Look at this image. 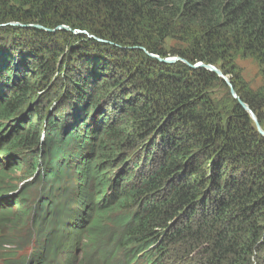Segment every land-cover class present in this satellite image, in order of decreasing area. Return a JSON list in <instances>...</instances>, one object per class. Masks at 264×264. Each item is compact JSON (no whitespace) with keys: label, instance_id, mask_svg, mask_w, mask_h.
<instances>
[{"label":"trees","instance_id":"trees-1","mask_svg":"<svg viewBox=\"0 0 264 264\" xmlns=\"http://www.w3.org/2000/svg\"><path fill=\"white\" fill-rule=\"evenodd\" d=\"M0 35V264H264V137L152 57L264 130V0H0Z\"/></svg>","mask_w":264,"mask_h":264},{"label":"water","instance_id":"water-1","mask_svg":"<svg viewBox=\"0 0 264 264\" xmlns=\"http://www.w3.org/2000/svg\"><path fill=\"white\" fill-rule=\"evenodd\" d=\"M10 26H13V27H20V28H37V29H43V30H46L44 29L43 27L39 26V25H21L19 23H11L9 24ZM5 26V25H3ZM60 29H64L66 31H71V29L69 27H66V26H63L61 27ZM49 31V30H48ZM75 34H78V35H88L87 32L85 31H80V30H75L73 31ZM90 38H95L94 36H91L89 35ZM97 39V38H96ZM98 41L102 42V40L100 39H97ZM104 42V41H103ZM152 56V55H150ZM156 59H158L159 61L161 62H164V63H168V64H173V63H176L178 61H181L183 63H185L186 65L190 66V67H193V68H205L206 70L210 71V72H214L218 75V77H220L223 82H225L227 84V86L229 87V90H230V94L231 96L237 100L239 102V104L249 113V115L251 116L252 120L256 123V126H257V129L259 131V133L264 137V130L261 128L259 122H258V119H257V116L255 115V113L250 109V107L245 104L238 96V94L236 93L232 83H231V80L229 77L225 76L218 68H216L215 66H212V65H204L202 63H199L195 66H191L187 61L185 60H182L180 59L179 57H169V58H166V59H161L159 57H156V56H152Z\"/></svg>","mask_w":264,"mask_h":264},{"label":"rangeland","instance_id":"rangeland-1","mask_svg":"<svg viewBox=\"0 0 264 264\" xmlns=\"http://www.w3.org/2000/svg\"><path fill=\"white\" fill-rule=\"evenodd\" d=\"M238 64H239L240 68L242 69L243 76H244L246 82L249 83L251 85V87L257 88L261 83V77L259 75V69H258V66L256 65V63H254L251 59H245V60H239ZM49 90L50 89H48L44 94L43 93H40V94H43L44 98H46L45 94H47L49 92ZM223 96H224L223 89L218 87L217 88V98L219 99V98H222ZM38 102H39V99H38ZM40 102L35 103V104H37V106H38L40 104ZM33 109H35V108H33ZM30 182H31V180H30ZM26 253H27V251H26Z\"/></svg>","mask_w":264,"mask_h":264}]
</instances>
